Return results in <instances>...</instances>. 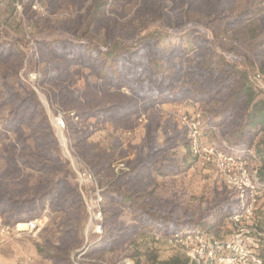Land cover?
Here are the masks:
<instances>
[{
    "label": "trees",
    "instance_id": "obj_1",
    "mask_svg": "<svg viewBox=\"0 0 264 264\" xmlns=\"http://www.w3.org/2000/svg\"><path fill=\"white\" fill-rule=\"evenodd\" d=\"M42 1L56 8L69 5L64 4L68 0ZM238 1L139 0L132 15L139 24L117 36L107 30L99 39L96 34L103 24L115 22L106 12H115L116 4L71 0L77 10L86 5L83 14L63 21L57 37L38 40L41 60L56 68L49 74L41 71V80L52 82L71 67L84 68L115 93L102 100L89 86L78 92L54 83V100L67 111L63 119L71 146L95 177L102 197L103 232L86 247V256L124 252L138 231L166 243L176 233L201 232L215 238L226 220L231 230L228 219L238 209L235 192L223 183L208 208L183 207L155 194L157 175L167 177L197 162L176 119L147 123L139 145H124L113 134L104 146L87 140L91 131L84 122L90 118L111 124L114 131L129 130L139 113L165 104L198 103L204 138L229 154H245L264 183V92L250 81L257 73L264 80V5L251 0L235 11ZM207 21L214 25L212 37L231 31L237 36L234 47L245 44L249 53L244 59L251 71L216 51L197 28ZM22 55L16 41L0 39V122L2 131L12 134L1 142L0 217L8 225L25 224L48 205L62 215L61 234L57 244L48 242L37 251L52 264H74L71 257L84 245L88 214L80 187L57 154V140L37 95L18 76ZM124 210L130 212L128 223L120 219ZM256 219L264 231V211ZM124 253L134 264H190L180 250L162 260L148 253L145 262L142 251ZM257 255L264 264V239Z\"/></svg>",
    "mask_w": 264,
    "mask_h": 264
},
{
    "label": "rangeland",
    "instance_id": "obj_2",
    "mask_svg": "<svg viewBox=\"0 0 264 264\" xmlns=\"http://www.w3.org/2000/svg\"><path fill=\"white\" fill-rule=\"evenodd\" d=\"M108 1L109 4L112 2L116 4V10L115 12L107 11L106 17L114 19L115 22L103 24L100 32L96 34L99 39L104 37V33L107 30L113 32L112 36L121 35V30L126 33L136 24H139L140 21L138 18L132 19L133 13L139 6V0ZM250 1L251 0H239L235 11H239L241 8L247 6ZM261 1L260 4L262 3L261 5H264V0ZM88 2L89 0H87V3ZM64 4L69 5L67 8H64L63 6L56 8V5L55 7H50L47 2L42 0H0V39L16 41L20 50H22V69L18 72V76L23 79V81L25 80L37 95L57 140V154L67 169L71 172L72 182L80 187L77 180L78 173L82 171V168H84L83 165L85 164L71 146L69 133L63 119L67 115V111L62 108L56 100H54L53 94L56 90L54 83L56 81V83H59L60 85H68L71 90L78 92L85 91L86 87L89 86L93 89L95 97L102 100H106V97L109 95L114 96L115 93L104 88L101 80L90 75L89 71L84 68L78 69L77 67H71L65 72L63 77L59 76L53 78L52 82L48 81V79L41 80L42 72L45 71L49 74L55 71L56 68L51 62H43L41 60L38 40L57 37L60 33L59 31L60 27H62V22L73 21L77 15H82L86 8L85 5L79 10L75 9V5L71 4V0H68ZM33 6H36L37 8L40 7L41 11L34 10ZM27 9L28 13L26 12ZM210 27L213 29L214 25L207 21V23L202 22L197 28L200 29L205 37L211 41L212 46L217 52L222 54L228 60H234L239 64L240 68L251 71V66L247 61L245 62L246 59H244V57L248 56L247 53H249L244 46L245 44H238L234 47L235 42L233 39L234 37H237L236 34L231 31H218L216 32V37H212L210 34ZM33 72L39 74V77L34 81L28 78V75ZM3 73L4 69H0V76ZM1 81L2 79H0V85ZM121 93L127 95L128 91L123 89ZM79 99L83 102L85 98L80 94ZM179 105L180 107L184 105L191 106V112L196 107L201 110V106L192 101H185ZM179 109L185 111L182 108H164L163 106H157L150 112L139 113L132 117L133 127L129 130L121 129L114 131L111 124L99 123L96 118H90L84 122V125L89 126V131H91V135L87 140L107 146L111 135L114 134L119 136L124 145H127L128 143L131 145H139L144 139L145 125L147 123L155 121L156 119H159L161 123L166 120H175ZM65 113L66 115H64ZM70 114L73 115L72 113ZM53 121H56L60 125L63 141L65 140L64 145L61 144L60 138H58V130ZM6 138L12 139V134H5L1 129L0 122V150L2 149L1 142L6 140ZM89 173L95 178L91 171ZM155 180L156 195L174 200L180 204V206L194 209H196L197 206L208 208L212 203L214 194L219 192L222 188V183L217 175L212 170L204 169L197 162L195 164L193 163L191 166L188 164L178 173L169 174L167 177L157 175ZM80 190L85 205V199H87L88 192L81 187ZM42 216H46L48 219L45 227L39 232L25 233L20 237H9L4 243L0 244V252L2 251L1 255H3L5 259V262L2 263L0 261V264H52L50 260L44 259L40 256L37 251V246L47 248L49 245L48 242L51 244L58 243L61 234L59 224L62 215L53 211L48 205H45L44 208L35 213L33 218L29 221ZM129 218L130 212L124 210L121 213V221L128 223L130 221ZM10 226L13 227L12 225ZM230 233L231 230L229 229V224L226 220L220 226L219 230L217 229L216 234L213 236L216 238L226 237L229 236ZM82 238L84 244L83 247L76 250L71 257L74 264H120L126 260L131 264H134L135 260L128 257L127 253H124L132 252L134 250L142 251L144 253V255L141 256L142 262L146 261L148 253L156 255L158 259L162 260L164 257L169 258L179 252V249L172 248L160 238L153 239L143 231H138L133 237V243L126 246L124 252L119 251L105 253L99 257L94 255L88 257L85 255L86 247L95 244L97 242V237L90 232H87L85 226L82 229Z\"/></svg>",
    "mask_w": 264,
    "mask_h": 264
},
{
    "label": "built area",
    "instance_id": "obj_3",
    "mask_svg": "<svg viewBox=\"0 0 264 264\" xmlns=\"http://www.w3.org/2000/svg\"><path fill=\"white\" fill-rule=\"evenodd\" d=\"M33 9L41 11L40 7L33 6ZM38 77L37 72L28 75L32 81ZM250 81L257 90L264 92V80L260 74L251 75ZM177 113L176 120L185 130L192 156L201 167L212 170L221 183L235 192L238 209L228 219L231 226L229 236L210 238L201 232L176 233L167 244L182 251L190 264H263L257 250L263 242L264 231L258 227L256 215L264 211V183L258 179L257 166L242 152L229 154L207 141L203 136V114L198 107L192 112L179 109ZM77 180L88 192L85 199L86 231L99 238L103 232V216L97 183L85 168L78 173ZM47 219L46 216L33 219L21 229L19 224L6 225L0 217V244L9 237L39 232Z\"/></svg>",
    "mask_w": 264,
    "mask_h": 264
},
{
    "label": "crops",
    "instance_id": "obj_4",
    "mask_svg": "<svg viewBox=\"0 0 264 264\" xmlns=\"http://www.w3.org/2000/svg\"><path fill=\"white\" fill-rule=\"evenodd\" d=\"M164 108H182L183 110H185V111H189V112H191V110H192V108H191V106H188V105H184V106H181L180 107V105H175V106H172V105H170V104H165V105H162ZM215 132V134L217 133V131L215 130L214 131ZM255 164V163H254ZM2 252V251H1ZM1 252H0V261L2 262V263H4L5 262V259H4V257H3V255H1ZM163 259H167V257H164Z\"/></svg>",
    "mask_w": 264,
    "mask_h": 264
},
{
    "label": "bare ground",
    "instance_id": "obj_5",
    "mask_svg": "<svg viewBox=\"0 0 264 264\" xmlns=\"http://www.w3.org/2000/svg\"><path fill=\"white\" fill-rule=\"evenodd\" d=\"M53 123H54V125H55V127L57 128V130H58V138H60V141H61V144L62 145H64V141H63V137H62V135H61V128H60V125H59V123H57L56 121H53ZM63 126V125H62ZM60 145V144H59ZM70 155V154H69ZM72 157V156H71ZM19 228H21V229H23V228H25V224H19ZM120 264H130V262L128 261V260H126V261H123L122 263H120Z\"/></svg>",
    "mask_w": 264,
    "mask_h": 264
}]
</instances>
